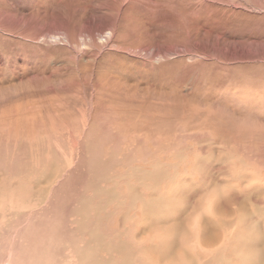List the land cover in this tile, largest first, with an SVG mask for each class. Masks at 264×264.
<instances>
[{"label":"rangeland","instance_id":"rangeland-1","mask_svg":"<svg viewBox=\"0 0 264 264\" xmlns=\"http://www.w3.org/2000/svg\"><path fill=\"white\" fill-rule=\"evenodd\" d=\"M261 159L264 0H0V264H264Z\"/></svg>","mask_w":264,"mask_h":264},{"label":"bare ground","instance_id":"bare-ground-1","mask_svg":"<svg viewBox=\"0 0 264 264\" xmlns=\"http://www.w3.org/2000/svg\"><path fill=\"white\" fill-rule=\"evenodd\" d=\"M264 161L261 159V160H258V164L259 163H263ZM257 165V164H256ZM260 167V166H259ZM257 170H258V168H257ZM253 171H255V170H253ZM254 173V172H253ZM253 173H251L252 175H253ZM254 174H257V173H254ZM250 175V174H249ZM257 175H259V174H257ZM254 179H257L256 177H253L252 178V180L250 181V180H248L249 182H250V184L254 187L255 186V182L253 181ZM250 184L248 185V186H250ZM256 189H258V188H256ZM246 248L248 249V250H250L251 248H253V246H250V247H248V245H246ZM250 261H259V255H257V251L253 248V251H250ZM83 257V256H82ZM255 258V259H254ZM261 258V257H260Z\"/></svg>","mask_w":264,"mask_h":264}]
</instances>
